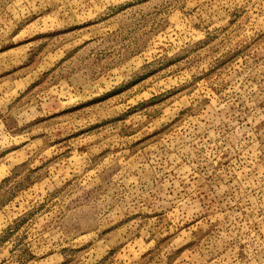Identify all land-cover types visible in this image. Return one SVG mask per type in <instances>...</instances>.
Masks as SVG:
<instances>
[{"label": "rangeland", "instance_id": "1", "mask_svg": "<svg viewBox=\"0 0 264 264\" xmlns=\"http://www.w3.org/2000/svg\"><path fill=\"white\" fill-rule=\"evenodd\" d=\"M0 264H264V0H0Z\"/></svg>", "mask_w": 264, "mask_h": 264}]
</instances>
